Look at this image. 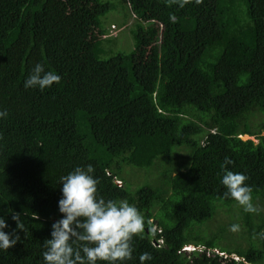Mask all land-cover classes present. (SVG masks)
<instances>
[{
	"label": "trees",
	"instance_id": "trees-1",
	"mask_svg": "<svg viewBox=\"0 0 264 264\" xmlns=\"http://www.w3.org/2000/svg\"><path fill=\"white\" fill-rule=\"evenodd\" d=\"M125 3L135 48L113 54L109 1L0 0V215L24 224L0 264H43L60 177L89 163L144 218L127 264H264V0ZM38 62L60 82L25 89ZM225 157L258 214L225 198ZM226 207L239 216L215 223Z\"/></svg>",
	"mask_w": 264,
	"mask_h": 264
},
{
	"label": "clouds",
	"instance_id": "clouds-1",
	"mask_svg": "<svg viewBox=\"0 0 264 264\" xmlns=\"http://www.w3.org/2000/svg\"><path fill=\"white\" fill-rule=\"evenodd\" d=\"M183 8L190 3L200 4L202 0H166ZM174 14L169 15L171 23L176 22ZM61 77L53 71H45L36 63L24 81V88L44 91ZM7 110L0 111V118H6ZM232 160L225 157L221 165L220 184L226 189L224 196L234 200L246 213L258 214L260 209L253 203V189L246 183L248 176L233 172L226 166ZM92 164L75 166L60 177V196L57 200L59 218L50 224L49 236L44 240L41 253L43 264H127L133 258V239L144 231V218L137 207L127 200L105 199L98 192V178ZM11 212V211H9ZM16 228H10L5 217L0 215V251H6L20 240L17 229L24 224L17 213H11ZM156 230V225H153ZM230 231H239V225L230 226ZM154 240V243L162 242ZM148 252L139 255L140 264L150 261Z\"/></svg>",
	"mask_w": 264,
	"mask_h": 264
},
{
	"label": "rangeland",
	"instance_id": "rangeland-1",
	"mask_svg": "<svg viewBox=\"0 0 264 264\" xmlns=\"http://www.w3.org/2000/svg\"><path fill=\"white\" fill-rule=\"evenodd\" d=\"M103 1H109L113 3V9L109 11L105 16L101 18V24L104 26V28H107V30H114L112 34H114L116 31V37H115V43L112 46V53H118V52H130L135 48V40L133 37V29L135 24V18L130 14V11L128 7L126 6L125 0H103ZM115 24V29L111 28V24ZM262 135H264V129L262 130ZM243 139L251 138L255 142L258 140L255 138V136H249V135H242ZM188 151V148L186 146H181L178 148V152ZM144 175V174H143ZM264 211V210H263ZM239 216L234 209L230 207H226V209H222L218 215L216 216L215 223H220L224 225H228L229 220L236 218ZM227 232L230 231V227L228 226ZM241 226H239V231L233 232L235 235V238L239 237L241 235ZM191 247V246H190ZM238 259V257H235Z\"/></svg>",
	"mask_w": 264,
	"mask_h": 264
},
{
	"label": "bare ground",
	"instance_id": "bare-ground-1",
	"mask_svg": "<svg viewBox=\"0 0 264 264\" xmlns=\"http://www.w3.org/2000/svg\"><path fill=\"white\" fill-rule=\"evenodd\" d=\"M187 248H190V247H187Z\"/></svg>",
	"mask_w": 264,
	"mask_h": 264
}]
</instances>
